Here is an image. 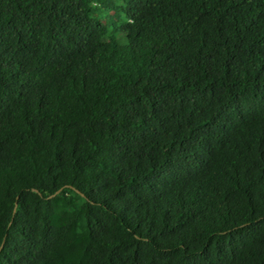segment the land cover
<instances>
[{"label": "trees", "instance_id": "trees-1", "mask_svg": "<svg viewBox=\"0 0 264 264\" xmlns=\"http://www.w3.org/2000/svg\"><path fill=\"white\" fill-rule=\"evenodd\" d=\"M0 248L264 264V0H0Z\"/></svg>", "mask_w": 264, "mask_h": 264}, {"label": "water", "instance_id": "water-1", "mask_svg": "<svg viewBox=\"0 0 264 264\" xmlns=\"http://www.w3.org/2000/svg\"><path fill=\"white\" fill-rule=\"evenodd\" d=\"M66 187L71 188V187H69V186H66ZM61 191H62V188L59 189L58 191H56L53 195H50V196L48 197V199H51V198L55 197V196L58 195ZM0 249H1V248H0Z\"/></svg>", "mask_w": 264, "mask_h": 264}]
</instances>
